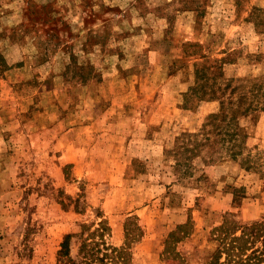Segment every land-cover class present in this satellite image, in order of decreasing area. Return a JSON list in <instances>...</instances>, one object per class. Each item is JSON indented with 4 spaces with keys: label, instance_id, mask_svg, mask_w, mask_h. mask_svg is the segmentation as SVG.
<instances>
[{
    "label": "rangeland",
    "instance_id": "1",
    "mask_svg": "<svg viewBox=\"0 0 264 264\" xmlns=\"http://www.w3.org/2000/svg\"><path fill=\"white\" fill-rule=\"evenodd\" d=\"M207 62L209 86L231 85L238 158L209 134L220 102L189 91ZM263 81L264 0H0V264H58L100 213L116 246L138 217L130 264H180L162 251L190 215L177 251L206 264L228 212L264 217V110L245 111ZM195 141L186 176L170 152Z\"/></svg>",
    "mask_w": 264,
    "mask_h": 264
},
{
    "label": "trees",
    "instance_id": "2",
    "mask_svg": "<svg viewBox=\"0 0 264 264\" xmlns=\"http://www.w3.org/2000/svg\"><path fill=\"white\" fill-rule=\"evenodd\" d=\"M188 44L194 47L200 46L193 42ZM213 67H215L214 64L208 62L207 64L202 63V65L197 64L195 85L191 86L189 91L195 94L202 92V96L208 94L211 99H217L220 102L219 112L211 114L208 118L215 125L209 134L216 137L214 141L223 144L228 143L232 157L238 158L242 153L241 131L236 115L231 112L234 99L231 94H227L230 84L209 86L208 82L211 80L209 76ZM219 69L221 70V66ZM203 79L204 82H202ZM245 105V111L264 110V81L254 83L251 86ZM226 124L229 125V128L225 127ZM187 135L197 137L199 134ZM211 138L209 135L206 137V141H210ZM192 143L195 145L187 144L182 146V149L171 150L170 152L176 160L175 169L186 176H191L193 171L190 160L200 156L201 149L199 146L205 145L199 141ZM185 154L187 155L183 156ZM243 190H245L243 187L234 189V202L239 201ZM98 217L99 221L81 223L78 232H69L64 235L58 250V264H130L132 256L130 244L142 234L138 217L136 215L127 217L125 242L122 246L113 245L108 241L112 227L103 213H100ZM192 229L193 221L189 215L186 222L178 224L175 229L170 231L162 251V259L165 262L185 264V259L177 251L176 244L188 236ZM212 233L216 241V248L206 264H264V217L251 223H241L235 218L233 212H228L222 223L213 228ZM74 238L79 243L76 257L72 255L71 251Z\"/></svg>",
    "mask_w": 264,
    "mask_h": 264
}]
</instances>
